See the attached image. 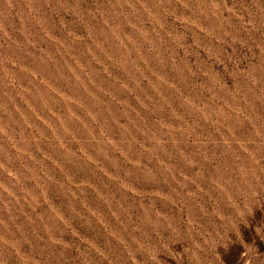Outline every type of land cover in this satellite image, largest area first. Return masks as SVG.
<instances>
[{
  "label": "rangeland",
  "instance_id": "obj_1",
  "mask_svg": "<svg viewBox=\"0 0 264 264\" xmlns=\"http://www.w3.org/2000/svg\"><path fill=\"white\" fill-rule=\"evenodd\" d=\"M0 264H264V0H0Z\"/></svg>",
  "mask_w": 264,
  "mask_h": 264
}]
</instances>
